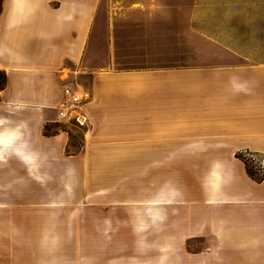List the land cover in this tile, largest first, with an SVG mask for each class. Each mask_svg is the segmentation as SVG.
Here are the masks:
<instances>
[{
	"label": "crops",
	"instance_id": "crops-1",
	"mask_svg": "<svg viewBox=\"0 0 264 264\" xmlns=\"http://www.w3.org/2000/svg\"><path fill=\"white\" fill-rule=\"evenodd\" d=\"M102 4L2 0L0 264H264V181L237 158L264 167V0H136L125 28L185 36L129 70ZM66 88L92 100L62 119ZM72 118L76 155L45 135Z\"/></svg>",
	"mask_w": 264,
	"mask_h": 264
},
{
	"label": "rangeland",
	"instance_id": "rangeland-1",
	"mask_svg": "<svg viewBox=\"0 0 264 264\" xmlns=\"http://www.w3.org/2000/svg\"><path fill=\"white\" fill-rule=\"evenodd\" d=\"M136 0H102V14L106 18L107 12L118 14V24L119 28L100 31L103 38L110 40L111 44L115 49V54H117V60L119 66L117 68H140L147 67L150 65L157 66L158 63L153 59L155 48V41L160 42V34L169 32L178 37V42L181 43L182 36H185V31H147L133 28H125L126 24L124 21H132L131 18H136L134 10H132V4ZM109 4V5H108ZM136 15V16H135ZM97 34V31H95ZM155 40V41H154ZM165 41V40H164ZM161 41L160 43H164ZM154 46V47H153ZM92 49L89 50L88 56L92 55ZM175 57L180 55L178 59V64H184L186 61L181 60L182 54H186L185 46H180L179 50L174 51ZM65 129L70 133L72 137L71 143H76L80 145L83 138L84 127L80 123L72 122L70 125L65 126Z\"/></svg>",
	"mask_w": 264,
	"mask_h": 264
},
{
	"label": "trees",
	"instance_id": "trees-1",
	"mask_svg": "<svg viewBox=\"0 0 264 264\" xmlns=\"http://www.w3.org/2000/svg\"><path fill=\"white\" fill-rule=\"evenodd\" d=\"M1 9H2V0H0V16H1ZM116 65L119 66L118 62H116ZM118 70H129V68H118ZM5 84H6V76L5 74L0 73V91L4 89ZM61 131L67 132L65 126L60 124L50 125L45 128V135L47 137L55 136ZM71 142H72V137L70 138V143L67 148V153L68 155H76L82 149V143L80 145H77L76 143H71ZM237 158L242 162H244V164L246 165L247 173L251 179H253L258 183L264 181V167L262 165L261 159L250 153L239 154Z\"/></svg>",
	"mask_w": 264,
	"mask_h": 264
},
{
	"label": "built area",
	"instance_id": "built-area-1",
	"mask_svg": "<svg viewBox=\"0 0 264 264\" xmlns=\"http://www.w3.org/2000/svg\"><path fill=\"white\" fill-rule=\"evenodd\" d=\"M64 96L66 99V107L60 111V117L62 119H67L69 118V110L67 108L72 107V108H77L80 107L92 100V95L89 91H75L71 88H66L64 90ZM73 122L80 123L82 126L84 124L77 118H72L70 119Z\"/></svg>",
	"mask_w": 264,
	"mask_h": 264
}]
</instances>
